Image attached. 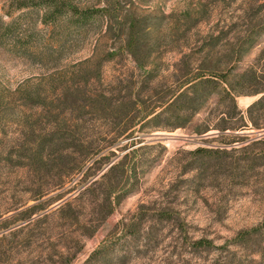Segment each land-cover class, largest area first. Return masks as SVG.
I'll return each mask as SVG.
<instances>
[{
    "label": "rangeland",
    "instance_id": "rangeland-1",
    "mask_svg": "<svg viewBox=\"0 0 264 264\" xmlns=\"http://www.w3.org/2000/svg\"><path fill=\"white\" fill-rule=\"evenodd\" d=\"M77 1L81 4L97 2ZM117 2L111 32H106V18L94 19L78 37L65 43L53 63L30 62L11 51L8 40H2L0 84L12 91L24 81L36 82L44 76L65 72L72 64L97 55L102 62L100 77L83 88L85 92H104L107 103L114 104L125 99L130 88L146 85L144 93L149 90L156 98V92L175 86L173 73L179 59L195 50L202 37L221 30L235 31L227 35V45L232 44L235 51V34H243L249 26L264 27V0ZM7 3L0 0V14ZM18 16L23 22L36 25L35 37L41 40L39 43H47L49 28L35 22V12L24 9L14 13V17ZM142 18L160 45L158 54L152 57L156 70L155 79L149 85L131 56L118 48L119 26L134 20L138 23ZM194 19L198 21L194 23ZM41 49L43 47L37 48V52ZM116 50L112 57L107 55L108 51ZM218 50L213 57L225 60L222 44L216 47ZM250 68L264 80V30L243 53L232 75ZM259 97L260 94L238 96L237 106L245 110ZM50 111L55 114L54 107H50ZM224 111V106H219L213 95L186 127L164 130L136 126L132 137L120 136L115 144L111 142L117 138L123 119L109 110L105 113L64 112L57 121L50 119L49 122L33 121L40 115L39 108L24 112L30 116L29 122L36 131L59 125L74 138L90 142L88 148L93 151L88 153L100 151L98 155L109 156L111 160L96 171L90 181L83 182L88 173L77 174L64 186L75 187V190L26 219H23L25 214L17 213L34 204L40 205L46 199H54L63 190L35 201L39 192L55 184L53 172L2 167L0 236L18 230L11 264H264V152H259L260 146L244 151L195 152L198 148H224V140L216 138L215 131L196 133L197 126L204 120L208 122L212 118L214 121ZM20 115L23 113L15 110L0 126V152H29L31 138L27 139L28 135L24 134ZM245 133L248 138H243L240 146L257 138L264 130L249 129ZM131 141L134 144L121 148ZM236 144L232 146H239ZM130 150L135 151L130 161L137 162L136 179L130 180L134 182L133 188L97 230L87 236L96 221L92 214V197L85 194L73 201L71 207L62 210L58 207L74 198ZM71 152L76 159L82 153L78 149ZM14 208H18L14 215L6 213ZM242 232L246 239L239 241ZM199 239L210 243L207 247L196 246L194 241ZM100 247L101 254L90 258ZM3 260L0 257V264H4Z\"/></svg>",
    "mask_w": 264,
    "mask_h": 264
},
{
    "label": "trees",
    "instance_id": "trees-1",
    "mask_svg": "<svg viewBox=\"0 0 264 264\" xmlns=\"http://www.w3.org/2000/svg\"><path fill=\"white\" fill-rule=\"evenodd\" d=\"M8 3L1 8L0 14V45L2 40H8L11 51L16 55L30 61L41 63L56 62V56L62 51L69 40L78 37L92 21L98 17L108 20L106 32H111L112 22L116 21L114 16L115 5L118 0H104L90 4H81L77 0H6ZM24 9L35 12L39 24L49 28V38L45 44L39 43L35 37L36 25L23 22L22 17H14V13ZM23 16V15H22ZM8 18L9 20H5ZM112 20V21H111ZM22 21V22H21ZM194 23L198 20L194 19ZM118 25L119 22H116ZM119 49L128 53L136 68L144 73L147 85L155 79V66L152 57L158 54L160 45L156 36H151L150 26L145 19L134 20L127 24H121L118 28ZM263 28L256 26L247 27L242 33L235 34L237 49L232 44L227 45V35L236 33L221 30L212 32L202 37L199 45L189 54H183L178 61L173 73L174 87L156 92V98L147 90V86L130 88L125 99L117 100L114 104H108L104 92H85L83 88L89 86L94 79H99L102 62L97 55L83 61L72 64L65 72L44 76L36 82L24 81L14 90H8L0 84V126L15 110L20 115V124L23 126L27 139L31 138V146H27L29 152H0V172L2 167L31 168L35 172H53L56 182L51 189L39 192L34 198L40 200L44 196L56 190L60 191L54 199H46L40 205L34 204L18 212L25 214L23 219L30 218L37 211L45 209L52 202L61 199L66 193L75 190V187L64 186L70 183L77 174L86 176L84 181H90L96 171L102 169L111 160L109 156L98 155V152L88 148L90 142L81 138H74L68 132H64L59 125H51L50 129L43 128L36 131L31 126L30 116L24 112L40 109V115L33 121H57L62 113L87 110L105 113L109 110L114 116L123 119L117 138L111 142L115 144L120 136L125 139L132 137L136 131L135 127L171 130L184 128L192 118L202 109L204 104L213 96L217 97V104L224 106L226 111L213 121L202 122L196 128V133L202 134L215 131L216 138H221L225 144L224 148L208 149L198 148L195 152H230L244 151L255 146H260L259 152H264V133L255 139L248 140L244 145H239L248 138L246 130H264V80L261 79L250 68L244 73L233 76L235 65L243 53L251 45L254 38L259 36ZM223 46L226 59L213 57L216 47ZM43 49L37 52V48ZM98 49H96L97 52ZM118 52L108 51V56ZM230 55V56H229ZM107 56V57H108ZM235 57V58H233ZM107 60V58H106ZM149 66V69L146 68ZM67 76V78H66ZM68 79V80H67ZM149 88V87H148ZM132 90V91H131ZM154 93V92H153ZM260 97L247 106L245 110L239 109L236 98L244 95H258ZM51 96L48 99V96ZM147 95V96H146ZM50 107H54L52 114ZM87 109V110H86ZM111 110V111H110ZM82 113V112H81ZM30 126L28 127V124ZM56 126V127H55ZM33 135V136H32ZM244 138V139H243ZM122 140V139H121ZM237 143L239 146H232ZM134 141L128 142L121 148L125 149ZM227 146H230L228 149ZM78 149L81 156L77 159L71 151ZM87 152V153H86ZM135 153L130 150L124 153L117 161L111 163L106 170L78 194L68 201L62 203L58 210L71 207L73 201L87 194L92 197V214H94L95 225L87 236H91L97 228L112 213L114 208L121 202L126 194L133 188L132 179H136L137 162L129 158ZM111 155L115 156L111 151ZM97 168L90 172L95 165ZM90 172V173H89ZM132 180V181H130ZM82 183L81 180H79ZM78 183V182H77ZM75 183V185L77 184ZM79 183V185H80ZM49 200H53L48 202ZM38 207H40L38 209ZM18 208L8 209L6 213L13 212ZM18 230L9 231L0 236V257L4 264H11L13 258V243ZM241 239V240H239ZM245 240V232L238 236L239 241ZM210 242L203 239L194 241L199 247H207ZM102 247L94 250L91 257L101 254Z\"/></svg>",
    "mask_w": 264,
    "mask_h": 264
}]
</instances>
